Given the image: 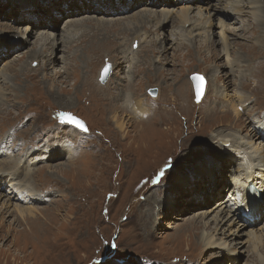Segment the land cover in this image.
Returning <instances> with one entry per match:
<instances>
[{"label":"rangeland","instance_id":"1","mask_svg":"<svg viewBox=\"0 0 264 264\" xmlns=\"http://www.w3.org/2000/svg\"><path fill=\"white\" fill-rule=\"evenodd\" d=\"M27 1L15 0L13 3L0 0V52L4 51L0 53V60L3 59L0 62V146L9 150L14 157L20 156L21 160L27 157L36 163L33 170L23 176V181L39 194L33 203L36 217H28L31 219V229L27 230V223H20L13 212L16 204L23 205L26 201L10 199L13 195L9 192L11 189L8 186L0 188V212L5 203L10 205V211L3 218L0 216V264H230L231 261L220 248H209L211 245H207L204 235L211 232L214 239L229 240L230 233L235 229L233 221L238 220L235 215L233 221L223 227L220 223L216 227V218L222 217L217 205L232 193L234 186L231 187L233 181L229 174L237 166L228 153L222 155L223 147L215 135L221 131L229 134L230 139L240 141L239 137H242L248 140L250 130L264 127V0H255L254 4L251 0H241L243 12L238 8L235 17L230 13L226 0H176L171 6L174 8L175 15L171 19L174 22L169 23L166 34L169 29L174 30L182 25L175 13L177 9L180 11L182 7L192 6L195 10H191L189 18L192 23H199L202 22L200 13L206 15L210 10L211 14H217L213 6L221 8V14L237 29V35L229 33L230 44L225 53L216 33L215 16L211 19V25L216 28L213 27L214 34L192 30L186 32V40H169L168 45L172 42V48L162 61L164 64L160 61L163 58L157 56L160 51L155 53L149 47L155 62H150L151 65L145 62L141 51L136 55L134 65L144 62L146 67L134 69L131 75L132 78L135 76L133 81L123 77L126 65L120 70L114 69L106 56L107 52L100 50L97 69L95 65L88 67L87 61L82 59L86 58L83 52L90 45L101 49L104 41L101 42L99 36L103 33L111 36V41L105 42L107 45L121 43L125 35L123 32H127L122 26L133 28L137 25L143 33L146 26L156 28L162 17L161 10L166 7L164 0L148 6L143 5L142 0H121L120 3L105 0L107 7L118 3L121 8L128 6V9L125 13L110 10L111 15L99 12L97 17L100 20L92 16L89 10L78 13L77 6L82 0ZM94 1L104 7L99 0ZM132 6L133 10L130 9ZM18 8L31 10L34 17L53 12L57 14L61 9L74 11L54 27L59 35L64 30L73 29L68 25L71 21L83 26L79 29L81 33L87 26L90 27V37L86 36L79 43L81 45L71 52L76 55L72 65L74 69H66L67 73L57 76L56 70L63 65L59 62L54 68L36 72L40 59L31 62L35 56L30 55L34 46L40 47V41H36L41 31L28 20L18 23L13 15ZM200 8L203 11H198ZM140 14L153 16L144 17V22L142 19L136 24L134 18ZM88 16H92L88 19H96L106 25L95 27L99 31L93 34L92 24L96 21H81ZM248 25L254 26L255 31L247 34ZM10 27L14 29L7 31ZM29 27L37 30V34L31 38H28ZM147 35L150 36L149 40L134 42L133 47L147 49L150 45L148 41L155 38L156 32H147ZM208 36L212 41L211 50L216 51V58L209 56L210 51L204 46ZM15 40L17 43H13ZM10 43L17 45L10 47ZM175 48L181 50L176 53ZM149 51H145L146 56ZM25 64L27 68L23 67ZM108 64L111 70L107 80L102 82V71ZM87 69H94V73L89 70L86 77ZM156 69L164 71L158 74ZM114 70L118 71L117 75ZM27 71H31L30 78H27L28 74L25 75ZM48 73L55 75L52 77L56 79L54 87L64 89L61 98L57 96L56 99L51 92L49 86L53 80L45 77ZM195 73L205 79V92L200 101L195 97L192 79ZM215 75L223 77L214 80ZM111 77L114 83L120 82L123 77L116 90L118 93L123 95L131 87L138 94L145 112L141 119H136L143 121L152 114H158L156 119L149 120L153 132L141 125L135 126L134 115L128 116L122 109L120 111L111 106V102L115 104L122 97L112 92L111 85L105 91V98L99 92L100 86L95 91V86L104 85ZM209 82L215 84L212 83L222 99L214 95L218 91L209 88ZM152 89H157L156 96L152 95ZM167 89L171 90V94ZM63 98L64 102H70L65 108L60 104ZM122 103L123 99L117 102L118 106ZM232 103L237 109L242 104L238 126L228 123L230 120L224 117L239 118ZM169 109L171 119L161 118ZM62 114L81 118L87 130L79 129L73 123L81 132L73 133L76 129L67 122L64 123L69 124L66 125L69 128L61 127L65 125L61 120ZM115 116H119V122L125 125L126 132L119 130ZM216 118L223 122L213 125ZM148 124L144 123L145 127ZM53 126L57 127L51 129ZM134 130L141 131L142 136L136 138ZM127 131H130L129 135L125 136ZM259 141L264 143V138ZM62 143L72 147L70 157ZM255 143L261 146L258 140ZM1 157L6 158L4 155ZM174 164L178 167H173ZM210 183L215 189L213 193L208 190ZM202 191L207 193L202 194ZM259 218H256L259 220L256 227L264 233V218ZM256 219L249 220L255 222ZM232 225L234 228L230 231ZM186 229L193 231L189 238ZM180 236L184 240L176 241ZM241 239L247 241L248 236L242 235ZM245 243L239 245L243 253L239 254V261L235 263L264 264V242L258 249L250 240ZM191 254L195 257L193 260L189 259Z\"/></svg>","mask_w":264,"mask_h":264},{"label":"bare ground","instance_id":"2","mask_svg":"<svg viewBox=\"0 0 264 264\" xmlns=\"http://www.w3.org/2000/svg\"><path fill=\"white\" fill-rule=\"evenodd\" d=\"M10 1L14 3L15 0H10ZM28 1L34 3L33 2L34 0H28ZM44 1L46 2V0H44ZM99 1H100L99 3H102L104 7L99 6L96 3V1H94V0H92V1L91 0H82L80 5L77 6L78 7V10H77L78 13L80 14V13H82L84 11H88L89 10L92 13V16H96L97 17L99 12L102 13V14H105V15H109V14L111 15V11H119V12L125 13L127 11L126 9H128V6L126 7V9H124V8H121L120 6L117 5L118 3H120L119 1H121V0H117L116 2H118V3H115V4H112V2H111V4H112L111 11H110V5H108V8L106 9L105 1L104 0H99ZM141 2H142L143 5H147V6L148 5H155V3H158V2L161 3L159 0H142ZM163 2L166 3V7L161 10L162 17H161V19L158 20V22L156 24L157 25L156 28L152 29V28H148L146 26L145 27V32L143 33V32H140L141 29L139 30L137 25H135L133 28H129L128 25L124 26V27L122 26V28L125 31H127V32H123L125 35H124V37L122 39L123 42L121 41L122 44L121 43H110V44L107 45L106 43H109V41H111V36H109L108 33H106V34L103 33V35L99 36V39H101V42L104 41L103 42L104 45L101 47V49L98 48V47L92 48V46L90 45L87 48H85V50H84V52H86V54L83 52V54H84V56H86V58H82V57L81 58L84 61H87L88 67H90L91 65H95L96 69H97V66H98L97 58L99 57L100 50H103L104 52H107L106 56L108 58H110L109 61H111V63H113V67H115L114 69H119L120 70L126 65L127 69H124L123 77H124L125 80H127V78H129V79L131 78L130 80L133 81L132 79L135 76L132 78L131 75L134 72V69H140L142 67H146V66H144V62H142L141 64L134 65L135 60H136L135 57L141 51L143 52L142 57H144L143 59L145 60V62L148 65H151V63H155L154 60L151 58L152 52L149 51V47H151V49L154 50L155 53H158L160 51L157 56L163 58V59L160 58V61L162 62V61H164L167 58V55L169 54L168 51H170L169 49L172 48L171 45H172V42H174V39L177 38V39H185L186 40V38H185L186 35H187L186 32H189V31H192V30H198V31H202L203 30L204 33L214 34V31H215L214 29H216V28H215L214 25H211V22H212L211 19H213V17H215V16H216V22L214 24L218 28L216 33H218V37L220 39V43H222V45L224 47L223 51L225 53L228 51V46L230 44L229 38H228L229 35H230L229 33L231 32V33H233V35H237L236 32H235L237 29L235 27L231 26L230 21L226 18L225 15L221 14V8H217V7L213 8V6H212V9H216L217 10V14H215V15L213 13L211 14L210 10L207 11L206 15H204L203 13H200V15H201L200 18H201L202 22H199V23H192L191 19L189 18L190 14H192L191 12L195 10V9H192V6L182 7L180 9V11H178L179 9H177V11H175V13L180 18L182 25L177 27L174 30L173 29H171V30L169 29L167 34H166L165 30L169 26V23L171 21L174 22V20H171L173 18V16L175 15L174 14V10H173L174 8H172L171 6L176 2V0H173V3L171 2V0H164ZM255 2H256L255 0H251L252 4H254ZM23 3H25V2H23ZM27 4H30V3H27ZM27 4H22V6H25ZM46 4H48V1H47ZM226 5L230 9V13H232L234 17H235V15H237V12L239 11L240 8H241V10L243 12V6L241 4V0H226ZM130 9L133 10L134 7L132 6ZM16 10L17 11L14 12L13 15H14L16 21H18V23H23L24 21L28 20L32 24H34L36 26V28H38V31L39 30L41 31V33H39L40 36L38 35L39 36L38 41H36V42L40 41V47H37V45L34 46L33 49H32L31 55H30L31 57L35 56V57L31 58V62H33V61H35L37 59H40V61H39L40 62V67L38 68V70H36V72L41 70V69L45 70V69L54 68L56 64L57 65L59 64V62H62L63 65H62L60 70H56V75L57 76H60V75L62 76L63 72L67 73V72H65L66 69H74L73 68L74 66H72V65L75 63L74 60L76 58V55L75 54L72 55L71 52H74V48L76 46H80L81 45L79 43L83 42L82 40L86 36L88 38L90 37V33H89L91 31L90 27L87 26L88 30H86L87 29L86 28L81 33V31L79 29L81 27H83V26H80L79 22L74 23V21H71V22H68V25L69 26H73L72 27L73 29L64 30L63 33L61 35H59L55 31L54 27L59 25L60 22L63 21L66 16H70L71 14H74V11L67 12L64 9H61L60 10L61 12H58L57 14H54V12H53L51 14H45V16L40 15L39 17H34V15L32 14L31 10H25L23 8H18ZM48 10H50V9H48ZM198 11H203V10L200 8V9H198ZM49 12H51V11H49ZM92 16L84 17L81 21H83L84 19L86 21H90V22L96 21V23L92 24V26L94 27L93 34H96L99 31V29L96 30L95 27H98V25H100V26L104 25L105 22L99 21L101 18H98V17L97 18L99 20L92 19V18L88 19L89 17H92ZM152 16H153L152 14L144 15V16H142L140 14V15H138V16H136L134 18V19H136V20H134V22H136V24H137L138 22H141V20L144 19V17L146 18V17H152ZM41 17H43V18H41ZM102 20L105 21L104 18H102ZM155 20H156V18H155ZM144 21H145V19L143 20V22ZM118 23L120 24V22H118ZM172 24H174V23H172ZM187 24H188V26L186 27ZM114 27H116V29H117L116 24H114ZM213 27H214V29H213ZM10 28L11 29H8L7 31L14 29L12 27H10ZM118 28H119V25H118ZM29 29H30V32L28 33L29 34L28 38L29 37L31 38L33 35L35 36L37 34L36 33L37 30L34 31V30H32L33 28H31V27H29L28 30ZM123 29H121V30H123ZM130 30H133V31L130 32ZM4 31H6V30H4ZM160 31H162V32L160 33ZM246 31H247V34H250V32H254L255 31L254 30V26H249L248 25ZM147 32H151V33L156 32L155 38H150V41H148L150 43V45H148L147 49L146 48H144L142 50L135 49L133 47V43L134 42H138V41H143L144 42V41L149 40L150 36L147 35ZM93 37H96V35H93ZM115 37H118V36H115ZM115 40H117V39H115ZM169 40H172L171 45H168ZM179 41H177V43ZM210 41H211V39L208 36V40H206V42L204 43V46L208 47V49L210 51V55L209 56H211V57L213 56L214 58H216L217 57V55L215 53L216 51L211 50L210 46H211V42L212 41L211 42ZM13 43H17V41L15 40V41H13ZM13 43H10V44H12V45H10V47H14V46L17 45V44H13ZM18 45H19V43H18ZM181 45H183V44H181ZM0 46H1V43H0ZM156 46H160L161 47V48H159L160 50L158 48H156ZM165 46H166V49H165ZM124 47H125V49H123ZM138 48H140V47H138ZM9 50L10 49L8 48V51ZM146 50H148L150 52V53L147 54V56H146V53H145ZM173 50H174V52L177 53L178 51L181 50V48H175ZM2 52H4V51H1L0 53H2ZM162 63L164 64V62H162ZM228 63H231V62L228 60ZM228 63H226V64H228ZM23 67L27 68V64H25ZM158 67H160V66H158ZM13 69L15 70V68H13ZM30 69H32V68H30ZM89 70L93 71V73H94V69H89ZM89 70L87 69V72L85 73L86 77L88 76ZM156 71H157L158 74H160L164 70L156 69ZM217 71L218 70H216V72ZM27 72L28 73H26L25 75L28 74L27 78L28 77L30 78L31 73H29V72H31V71H27ZM114 72H115L116 75L118 74V71L114 70ZM114 72H113V74H114ZM53 76H55V75L54 74H49V73L45 74L46 78H48L50 80H53L52 84H50L49 87L51 88V90H52L51 92L54 93V95H55V97L57 99V96L60 97L63 94L61 91L64 90V89H62V90L58 89L57 90L54 87L55 84H56V79L52 78ZM2 77H4V76L2 75ZM222 77L223 76H221V75H215L214 76V80L215 79L220 80V78H222ZM122 78L119 80L120 82H115L117 84L116 85L114 83V78L111 77L108 80V82L105 83L104 85H99L98 84V86H95L94 87L95 91H98L97 89H99L98 87L100 86L101 88H100L99 92H100L101 96L103 98H105V96H106L105 91H106L107 87L109 85H111L113 87V91H112L113 93H117V94L122 95L121 92L118 93L116 91L117 87H118V84H120L121 81L123 80ZM93 79H95V77ZM211 81H213V79ZM95 82H96V80H95ZM212 83L209 82V86L208 87L213 89L214 88V86H213L214 83L213 84ZM127 85H130V84H127ZM35 86H36V88L38 87V85L36 83H35ZM31 89H32V87H31ZM128 89H129V91L125 90V93L122 95L121 98L119 97L117 99V101L114 100V101H116L115 104L112 103V102L110 104H111V106L117 108L118 110L122 109L128 116L134 115L135 119L136 118H140V117H142V115H144V112H145L144 108H142V105H141L142 101L140 103V99H139L138 94H135L131 87H129ZM167 90H168L169 94H171L170 93L171 90L170 89H167ZM214 90L218 91V93H216L214 95H216V97L219 100L222 99L220 97L221 94H219V90H217L216 88H214ZM141 94H143V93H141ZM76 95L78 97L77 93H76ZM225 95H226V93H225ZM222 96L224 97V94H222ZM64 98L62 99L60 104H61V106H63L65 108V106L68 105L67 103H70V102H68V101L64 102V100H65ZM114 98H116V97H114ZM206 98H207V96H206ZM121 99H123V103L121 104V106H118L117 102L118 101L121 102ZM247 100H249V99H247ZM153 105H154V103H153ZM241 105H239L238 109H237V106L235 104H233V103L231 104L232 108L236 112L235 114L237 116H239V118L234 116L235 119H233V118H230L229 116L225 115L224 116L225 120L227 118H228L227 119L228 121L230 120V122H228V123L233 124V125L236 124L237 126L240 125L238 120L242 117L241 116V108H240ZM111 106H109V108H111ZM223 107H228V106L223 105ZM212 109L216 110L215 108H212ZM246 110H247V108H246ZM157 115L158 114H156V115L152 114L151 116L146 118L147 120H143V121L136 119V120H134L133 123L137 127H139V125H141L142 128H144L145 130L148 129V131L149 130L152 131L154 128H153V125L150 124L151 122H149V120L150 119L151 120L156 119ZM120 116H121V113H120ZM115 117L118 118L119 116H115ZM162 117L166 118V119H171L170 109L168 111H166L165 115L164 116L162 115L161 118ZM214 121H215V123H213V125L214 124L216 125L218 122H223V120H221V119L220 120H218V119L215 120L214 119ZM231 121H233V122H231ZM62 122L65 125H60L61 127L69 128L68 126H66V125H69V124L64 123V122H67L66 119L63 120ZM146 122H148L150 125L148 124V126L145 127L144 123H146ZM116 123H117V127L119 128V130L121 132L122 131L126 132L125 125L122 122H119V118L116 119ZM56 127L57 126H53V127H51V129L52 128H56ZM72 127L76 129L75 125L74 126L72 125ZM73 128H72V130H75ZM48 129H50V128H48ZM169 129L170 128H168V130ZM72 132L73 133H78V134L81 133V132H78L77 129L75 131H72ZM129 132L130 131H127L125 136L129 135ZM134 132H135L136 138H137V136L141 137L142 134H143L139 130H134ZM228 135L225 134L224 132L218 131L217 134L215 135V139H219L218 142H220V145L223 147V148H221V151L223 153L222 155H224V153H228V155L231 157V160L233 162H235L237 168L234 169V171H231L233 173V176H234V178H233L234 179V183H233L234 187H233L232 193L229 195V198H227V199L223 198L221 200V202L217 205V206H220L219 214L222 215V217H217L216 218V222H218L216 227H218L220 223H222L221 227H223V225L229 223L231 220L233 221V218L235 217V215L237 216L238 220L233 221L234 224H235V229H234V231H232V233H230L229 240L227 239V240L223 241V240L218 239L217 237H216V239H214V234H212L211 232H207L204 235L206 237L205 240H206L207 245H209V244L211 245V246H209V248H214V249H219L220 248V251L224 255H226L229 258V260L231 261L230 264H235V262L239 261V259H238L239 258V254L243 253V251H241V249L238 248L239 245H242V244L245 245L246 244L245 242L250 240L252 245L254 246V248L258 249V247L262 244V242H264V233H262L261 230L258 231V229L256 227L258 225L259 220H256L255 222H252L246 216H244V214H245V215H248V216L253 217L255 219L260 216L261 218H259V219L262 220L264 218V196H262L261 198H257L255 196V194H257L255 191H251V194H249L248 192L242 191V193L237 195V188H239L241 184H247L248 186L251 185V184H254L255 187L257 186V184H259L260 187H262L260 190H264V145H263L264 143H260V141H259L261 138H264V127H255L253 130H250L248 132V138H250V139H248V140H245L244 138L239 137L240 141H238L237 138H236V140H235V138H231V139L228 138L229 137ZM256 140H258V142L261 144V146L257 145L255 143ZM63 146L66 147L67 156L72 154L71 153L72 147L69 148L70 147L69 144H67V143L63 144ZM233 146H236L237 148L236 149H229V147L232 148ZM84 148H86V147L84 146ZM2 155L6 156V158L1 157ZM20 158H21L20 156L19 157L12 156L11 152H9V150L2 149V146H0V159H2V160H0V188L1 187L3 188L4 186L5 187L8 186L11 189V190H9V192H11L13 195L10 197V199L11 198H16L18 201H22V202L26 201V202H24L23 205L16 204L14 209H13V212L17 215V220L20 223H23L22 221H25L27 223L26 228H27V230H29V229H31L30 223H29V220H31V219H29L28 217L29 216H32V217L35 216L34 215L35 208L33 207V203L38 199V194L39 193L37 194L36 192H34L33 189L31 188V186L29 185V183H26V182L23 181V176H25V175L27 176L28 174H26V173L28 171H30V170H33L32 168L35 166L36 163H34L32 160H29L30 158H27V157L22 159V160ZM174 166H177V165L174 164L173 167ZM38 170H39V168L37 169V171ZM208 190L210 191V193H213L215 191L214 186L211 183L208 185ZM196 193L198 195L200 194L199 191H197ZM205 193H207V192H203L202 191V194H205ZM169 199H170V202H171V198H169ZM3 208H4V210H3ZM8 211H10V205H9V203H5L4 206L2 207V211L0 212V216L1 217L3 215L5 216V213L8 212ZM238 212H239V215L237 214ZM240 218H242V219H240ZM50 228H53V227H50ZM233 228H234V225L230 226L229 230L231 231ZM36 229H38V228H36ZM186 231H187L186 235L188 236L187 238H189V236H191V231L192 230L191 229H186ZM242 235L248 236V240L247 241H243L241 239ZM182 239L184 240V238H181V236H180L178 239H175V240L176 241L177 240L182 241ZM171 240H173V238ZM191 255H190L189 259L193 260L195 257L193 255L192 256ZM183 258L184 257H182L181 259H183ZM226 260H227V258H226Z\"/></svg>","mask_w":264,"mask_h":264},{"label":"water","instance_id":"3","mask_svg":"<svg viewBox=\"0 0 264 264\" xmlns=\"http://www.w3.org/2000/svg\"><path fill=\"white\" fill-rule=\"evenodd\" d=\"M105 69H108L107 72H105ZM105 69H103V71H102V76H101V81L102 82H105L107 80L108 76H109V73H110V70H111L110 65L108 64ZM192 79H193L194 88H195L196 100L200 101L201 98L204 95V92H205V79L203 78V76H201L200 74H197V73H195L192 76ZM151 92H152L153 96H156L157 89H152ZM67 115H71L72 117H75L76 120L82 122V124L84 125V128H87L86 123L81 118H79V117H77L75 115H72V114H67ZM62 118L66 119V115L63 114Z\"/></svg>","mask_w":264,"mask_h":264},{"label":"snow or ice","instance_id":"4","mask_svg":"<svg viewBox=\"0 0 264 264\" xmlns=\"http://www.w3.org/2000/svg\"><path fill=\"white\" fill-rule=\"evenodd\" d=\"M108 69H105V72H107ZM66 115V120L69 123H75L78 127L80 128H84V125L82 124V122L78 121L75 119V117H72L71 115ZM84 130H87L86 128H84Z\"/></svg>","mask_w":264,"mask_h":264}]
</instances>
